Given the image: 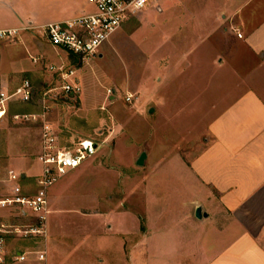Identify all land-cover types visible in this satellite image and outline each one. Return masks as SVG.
Segmentation results:
<instances>
[{
    "label": "crops",
    "instance_id": "crops-1",
    "mask_svg": "<svg viewBox=\"0 0 264 264\" xmlns=\"http://www.w3.org/2000/svg\"><path fill=\"white\" fill-rule=\"evenodd\" d=\"M49 1L55 6L46 15L33 9V0H0V30L28 32L21 38L41 47L39 40L47 42L26 27L90 10L85 0ZM168 5L173 17L198 23L201 38L208 40L196 54L193 39L168 52L171 69L199 73L200 81L190 78L186 90L205 108L199 133L209 138L182 163L186 176L170 177L174 205L166 209L154 200L139 231L129 209L101 203L105 185L93 163L96 150L47 189L44 259L37 260L29 246L33 238L17 243L8 236L4 264H264V0H169ZM22 71L0 72V91L13 90ZM21 167L0 164V191L9 170L20 175L23 192L35 191L37 175L26 176ZM196 206L205 216L194 217ZM13 216L23 224L30 219L0 210V221L11 223ZM18 252H26L23 261L14 260Z\"/></svg>",
    "mask_w": 264,
    "mask_h": 264
},
{
    "label": "rangeland",
    "instance_id": "rangeland-1",
    "mask_svg": "<svg viewBox=\"0 0 264 264\" xmlns=\"http://www.w3.org/2000/svg\"><path fill=\"white\" fill-rule=\"evenodd\" d=\"M32 3L33 9L46 15L55 6L49 0ZM168 3L150 0L99 47V54L83 60L53 50L43 40H39L41 47L30 44L28 32L0 38V48L6 46L0 52V72L23 69L16 81L25 78L34 89L29 102L11 104L0 119V164L18 163L29 172L26 176H36L43 131L54 136L60 147L89 138L98 143L93 163L99 166L98 179L105 185L103 205L129 209L141 232L146 224L144 213L155 208L154 200L162 208L174 205L169 196L170 177L186 176L182 163L209 138L199 133L206 121L205 108L201 110L186 90L190 78L200 81L199 73L190 67L171 69L168 52L174 44L181 47L193 39L196 54L207 47L208 40L201 38L198 23H186L184 17L169 14ZM24 33L25 39L21 38ZM41 52L46 57H40ZM49 66L72 69L78 93L59 90L62 81ZM142 152V164L136 165ZM26 223L33 225L35 219ZM9 224L23 222L13 216ZM43 224L42 235L29 237L33 250L43 251L45 219ZM9 237L17 243L24 239L17 234Z\"/></svg>",
    "mask_w": 264,
    "mask_h": 264
},
{
    "label": "built area",
    "instance_id": "built-area-1",
    "mask_svg": "<svg viewBox=\"0 0 264 264\" xmlns=\"http://www.w3.org/2000/svg\"><path fill=\"white\" fill-rule=\"evenodd\" d=\"M85 1L90 6V10L85 13L61 21L28 26L26 29L35 30L51 46L83 60L97 55L99 47L121 24L143 10L150 0ZM156 10L159 8L156 7ZM15 32L16 29L0 30V38L12 36ZM236 36L240 37V34L236 33ZM31 60L35 62L36 59ZM49 69L51 72H57L62 81L59 90L70 94L78 93L79 88L72 69H63L60 66H49ZM32 95L33 89L27 79H21L11 91H0V119L7 115L8 107L12 103H27ZM41 107L42 110L45 109L44 103ZM12 117L17 118L18 115ZM97 147L98 143L89 138H80L69 146L60 147L54 136L43 131L40 150L36 155L40 162V173L35 178V191L26 194L19 184L20 175L11 170L6 172L4 187L0 191V210H12L19 217L34 218L35 224L12 225L0 221V264H4L5 261L6 240L9 235L17 234L25 239L43 234V221L47 214V189L65 172L92 157ZM34 254L37 260L44 259L43 251L35 250ZM25 257L26 252H18L14 255V260L23 261Z\"/></svg>",
    "mask_w": 264,
    "mask_h": 264
},
{
    "label": "water",
    "instance_id": "water-1",
    "mask_svg": "<svg viewBox=\"0 0 264 264\" xmlns=\"http://www.w3.org/2000/svg\"><path fill=\"white\" fill-rule=\"evenodd\" d=\"M145 154L142 152L140 153V155L137 157L135 163L136 165H141L142 164V159L144 158ZM193 215L195 218H200L201 216H205V213H201L200 212V207L196 206L194 211H193Z\"/></svg>",
    "mask_w": 264,
    "mask_h": 264
},
{
    "label": "trees",
    "instance_id": "trees-1",
    "mask_svg": "<svg viewBox=\"0 0 264 264\" xmlns=\"http://www.w3.org/2000/svg\"><path fill=\"white\" fill-rule=\"evenodd\" d=\"M71 55V54H70ZM72 57H74L73 55H71Z\"/></svg>",
    "mask_w": 264,
    "mask_h": 264
}]
</instances>
